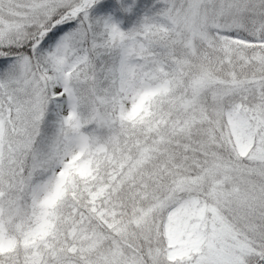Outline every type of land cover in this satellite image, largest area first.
Here are the masks:
<instances>
[{"label": "snow or ice", "instance_id": "1", "mask_svg": "<svg viewBox=\"0 0 264 264\" xmlns=\"http://www.w3.org/2000/svg\"><path fill=\"white\" fill-rule=\"evenodd\" d=\"M0 264H264V0H0Z\"/></svg>", "mask_w": 264, "mask_h": 264}, {"label": "rangeland", "instance_id": "2", "mask_svg": "<svg viewBox=\"0 0 264 264\" xmlns=\"http://www.w3.org/2000/svg\"><path fill=\"white\" fill-rule=\"evenodd\" d=\"M111 4L115 5V0H108ZM125 3H131V0H124ZM118 8V5H117ZM119 13V12H118ZM123 27H126L127 25H122Z\"/></svg>", "mask_w": 264, "mask_h": 264}, {"label": "trees", "instance_id": "3", "mask_svg": "<svg viewBox=\"0 0 264 264\" xmlns=\"http://www.w3.org/2000/svg\"><path fill=\"white\" fill-rule=\"evenodd\" d=\"M108 2L110 3V1H108ZM116 15L119 16V13L117 12Z\"/></svg>", "mask_w": 264, "mask_h": 264}]
</instances>
